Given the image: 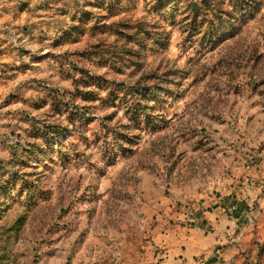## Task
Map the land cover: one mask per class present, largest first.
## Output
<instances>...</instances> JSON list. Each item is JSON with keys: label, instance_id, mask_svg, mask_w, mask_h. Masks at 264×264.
Returning a JSON list of instances; mask_svg holds the SVG:
<instances>
[{"label": "rangeland", "instance_id": "374dc122", "mask_svg": "<svg viewBox=\"0 0 264 264\" xmlns=\"http://www.w3.org/2000/svg\"><path fill=\"white\" fill-rule=\"evenodd\" d=\"M155 1L0 0V264H264V0Z\"/></svg>", "mask_w": 264, "mask_h": 264}, {"label": "trees", "instance_id": "16d2710c", "mask_svg": "<svg viewBox=\"0 0 264 264\" xmlns=\"http://www.w3.org/2000/svg\"><path fill=\"white\" fill-rule=\"evenodd\" d=\"M170 0H156L155 3L156 5H161L163 2H169ZM185 3H187L188 5L190 4H194V5H190L191 9H190V16L193 19L197 18V14H201V17H199L200 19L198 20L197 23V27H196V31L197 33H202L207 31V41L204 44L206 47L211 46V44L218 42V40H222L223 37L227 34L228 30L234 29L235 27L233 25H231L230 18H222L220 16H218V13H220V10L216 8V6L213 5L212 10L208 9L207 4L209 2H211V0H185ZM248 3L245 2H241L236 3V9L237 11H235V15L233 16V19L235 18V16H237V14H241L240 12H244L246 11L248 8L252 7L253 5L250 4L249 7H247ZM167 12H170L167 11ZM208 14H214V16L216 18H222L221 22L218 23H213V19L212 20H208V17H206ZM170 18V17H169ZM229 19V20H228ZM208 20V21H206ZM235 20V19H234ZM236 21V20H235ZM206 22L207 26H202L204 23ZM227 22H229L227 24ZM218 24V25H217ZM197 35V34H196ZM193 35V36H196ZM157 42H160L159 40H157ZM211 43V44H210ZM202 45V44H201ZM160 87H156L155 89H149V92L146 91V89H143V91L148 92V95L146 93H141L143 94V100H151V98L153 96H158V94L161 92V89H159ZM146 107V106H145ZM145 107H139L138 109H136V111L134 112V114H140L141 112L144 113L146 112V110H144Z\"/></svg>", "mask_w": 264, "mask_h": 264}, {"label": "crops", "instance_id": "0c3cea01", "mask_svg": "<svg viewBox=\"0 0 264 264\" xmlns=\"http://www.w3.org/2000/svg\"><path fill=\"white\" fill-rule=\"evenodd\" d=\"M182 247H185V245H181ZM166 252L163 254V257L161 258L160 264H206L209 260H206L205 253L198 256L195 255L193 252V248L187 247V250H183L182 252L179 250V245H171L165 248ZM196 258H202L199 262L196 261ZM211 258V256L209 257ZM195 262V263H194ZM224 261L219 263H213V260H211V263L208 264H222Z\"/></svg>", "mask_w": 264, "mask_h": 264}]
</instances>
